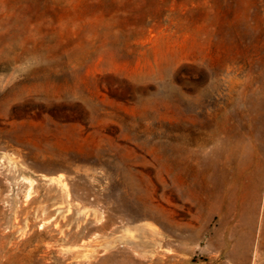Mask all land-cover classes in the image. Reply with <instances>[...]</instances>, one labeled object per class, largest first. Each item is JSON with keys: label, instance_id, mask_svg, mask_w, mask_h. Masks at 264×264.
Wrapping results in <instances>:
<instances>
[{"label": "rangeland", "instance_id": "obj_1", "mask_svg": "<svg viewBox=\"0 0 264 264\" xmlns=\"http://www.w3.org/2000/svg\"><path fill=\"white\" fill-rule=\"evenodd\" d=\"M0 264H264V0H0Z\"/></svg>", "mask_w": 264, "mask_h": 264}]
</instances>
